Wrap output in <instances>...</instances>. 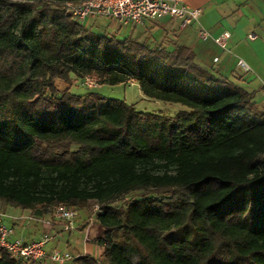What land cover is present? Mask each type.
<instances>
[{"label": "trees", "instance_id": "trees-1", "mask_svg": "<svg viewBox=\"0 0 264 264\" xmlns=\"http://www.w3.org/2000/svg\"><path fill=\"white\" fill-rule=\"evenodd\" d=\"M82 0H0V201L40 217L100 211L76 264H264V111L184 46L96 34ZM136 82L175 117L60 92ZM0 264H21L3 252Z\"/></svg>", "mask_w": 264, "mask_h": 264}, {"label": "crops", "instance_id": "crops-1", "mask_svg": "<svg viewBox=\"0 0 264 264\" xmlns=\"http://www.w3.org/2000/svg\"><path fill=\"white\" fill-rule=\"evenodd\" d=\"M185 3L190 8L202 9L200 20L185 28H181L179 20L170 17L136 25H123L112 19H90L85 27L94 33L100 30L98 34L101 35L146 42L151 47L163 46L169 50L176 45L187 47L195 53L200 67L233 82L247 93H253L255 107L264 111V0H185ZM101 20L116 21L120 27L110 32V25L104 26ZM201 29L207 30L212 38L229 32L228 49H222L212 38L202 41ZM251 33L257 35L254 41L248 39ZM216 58L218 61L215 62ZM240 59L251 71L245 72L238 67ZM12 209L0 201V210L10 216L5 223L13 229L12 240L39 241L48 234L53 237L46 248L48 254L61 251L78 257L90 255L99 258L102 255L103 243L97 237V230L103 229L95 223L93 216L90 217V210L80 209L83 215L77 210L75 229L65 232L63 221L55 216L54 210L37 218L31 212H11ZM18 228H23L24 234L30 228L31 233L22 238L17 234Z\"/></svg>", "mask_w": 264, "mask_h": 264}, {"label": "built area", "instance_id": "built-area-1", "mask_svg": "<svg viewBox=\"0 0 264 264\" xmlns=\"http://www.w3.org/2000/svg\"><path fill=\"white\" fill-rule=\"evenodd\" d=\"M63 8L67 14L83 26L90 19H112L123 25H136L147 20L170 17L179 20L181 28H185L194 22H198L202 15V9L190 8L186 5L185 0H82L79 4L67 2ZM199 35L204 42L212 38L205 29H201ZM230 37L231 34L225 32L212 39L222 49L227 50ZM256 38L255 33L248 35V39L251 41ZM216 61L218 58L215 59ZM237 65L245 72L251 71V68L241 59L238 60ZM85 83L89 87L95 86L89 79ZM99 211L98 206L92 210L93 214ZM54 213L59 220L63 221L65 232L75 229L76 210L59 206L54 210ZM7 218L10 216L0 210V259L3 252H7L21 264H76L79 257L69 252L53 251L50 254L47 253V245L53 239L48 234H45L39 241L12 240L13 229L6 225Z\"/></svg>", "mask_w": 264, "mask_h": 264}, {"label": "rangeland", "instance_id": "rangeland-1", "mask_svg": "<svg viewBox=\"0 0 264 264\" xmlns=\"http://www.w3.org/2000/svg\"><path fill=\"white\" fill-rule=\"evenodd\" d=\"M16 2L20 1H29V0H13ZM101 20V24L104 26H109V31L112 32V30L117 31L120 27V24L116 21H113L110 23V21H104ZM98 31L95 30L96 34H98ZM72 82L71 84H67L64 82H57V86L60 90L66 91L68 90L71 94L80 95V96H91L92 94H98L103 98L106 99H115L120 101H125L128 104H131L134 106L135 110L137 112H143V113H152L167 117H175L177 116L181 111L187 110L186 107H184L181 104H174V103H167L163 101L153 100L145 97L140 88L139 85L136 82L128 83V84H119L115 86L110 85H96L94 87H89L85 81L80 78H77L75 75L71 76ZM14 209V210H13ZM11 212H21L18 208H13ZM81 215H83V212L79 211ZM25 214H29L30 211H24ZM89 215L94 216L92 211H89ZM8 222V221H6ZM30 225H27L29 227ZM23 228H18L17 234L18 236H25L29 233H31V229H27L25 234L22 232ZM98 235L97 237L101 238L103 237V231L98 229ZM22 234V235H21ZM92 234V233H91ZM98 238V239H99Z\"/></svg>", "mask_w": 264, "mask_h": 264}]
</instances>
